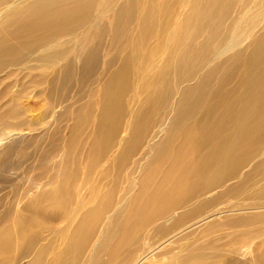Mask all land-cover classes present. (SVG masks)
Segmentation results:
<instances>
[{"label":"bare ground","instance_id":"6f19581e","mask_svg":"<svg viewBox=\"0 0 264 264\" xmlns=\"http://www.w3.org/2000/svg\"><path fill=\"white\" fill-rule=\"evenodd\" d=\"M38 66L51 106L88 98L0 216V264H264V0H0V80Z\"/></svg>","mask_w":264,"mask_h":264},{"label":"rangeland","instance_id":"374dc122","mask_svg":"<svg viewBox=\"0 0 264 264\" xmlns=\"http://www.w3.org/2000/svg\"><path fill=\"white\" fill-rule=\"evenodd\" d=\"M72 44L73 41L67 43L65 47L62 48H69ZM66 55H69L70 58H73V54L71 53V51H68ZM31 65H35V63L32 62ZM42 67L43 66H38L32 69L20 70L13 76L15 78L13 81H11V79L0 80V91L4 84L10 83V93H8L7 96L2 97L6 98L7 100L13 98L14 96L18 97L20 104V111L16 118H7V122L3 126L2 123H4V121H0V136H3L2 134L4 132H6V134L11 132L9 135H7L8 137H10L12 133L16 132H22L21 134H24L21 144H15L13 146L14 150L12 149L13 151L10 153V155H8L4 160L1 159L4 162V165L3 162L0 161V216L11 209L15 210L17 206L22 207L27 202L29 195L33 192L32 189L34 188L30 185L29 181L32 178V175H37L38 178H41L37 181L39 185L44 182V176L47 172L44 170L43 175L38 176L41 169L34 167L33 164L36 163V155L38 156L40 154V151L45 148L43 147L44 144H46L47 146L45 149L52 150L54 156L58 153V155H61L63 153L60 149H62L63 146L65 147V144H67V141L70 137L71 126L74 123H72L73 114L75 110L78 109V107L88 98L85 97L86 95L82 96L85 98L77 96L78 89H76L77 87L73 82H70L68 84V87H66V93L63 92L62 95L59 96V98L56 100V105L51 106L49 99L46 98L45 93L41 91V88L35 82L29 81L30 77L28 79L23 77V75L28 72L32 74L36 71L39 72L40 70H42L45 74V77L49 78L50 75L47 76L45 73V68ZM11 70V67H8L0 73V77L6 76ZM100 72L101 74L105 73L102 71ZM42 87H44V83ZM18 93L21 96L17 95ZM65 94H67V96ZM4 98L0 100H4ZM57 101L60 102V104ZM2 111L4 110H0L1 115L4 114ZM58 111H62V117L58 122V128L54 129L57 138L55 136H52L50 137L51 139L48 142H44L45 138L41 140L40 137L37 136L44 133L47 125H49L51 122V117L53 116V114L58 113L61 115V113H59ZM69 112L73 114H70V116H68ZM31 121L36 123L37 129H28L29 123ZM21 122L23 123L21 124ZM15 123H18V126H15ZM58 157L59 156H57V158ZM44 167L45 169L49 168V166L47 165H45ZM231 200L232 203L237 206L242 205V200L240 198H233ZM244 230L247 229L242 228L241 230V228H234L230 230V232L236 238ZM247 236V238L249 239L251 234ZM241 237L243 238L244 236ZM234 239H229V243ZM224 248L227 249V247ZM226 256V259L232 257L231 254H228ZM229 264L232 263L229 262Z\"/></svg>","mask_w":264,"mask_h":264}]
</instances>
